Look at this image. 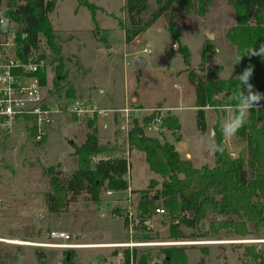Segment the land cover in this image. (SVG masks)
Returning <instances> with one entry per match:
<instances>
[{
  "label": "rangeland",
  "instance_id": "1",
  "mask_svg": "<svg viewBox=\"0 0 264 264\" xmlns=\"http://www.w3.org/2000/svg\"><path fill=\"white\" fill-rule=\"evenodd\" d=\"M53 1L48 19L60 40L59 55L63 59L62 66L66 74L63 79L57 78L58 84L55 86L56 63L48 62L50 52L42 41L37 48L38 53L44 54L46 66L42 93L49 108L57 109L58 112L54 113L46 126L45 138L41 143L35 144L29 129L18 124L0 133V264H63L65 251L69 249L73 252L72 264H115L116 252L125 250L111 247L62 249L32 245L46 241L60 242L49 238L50 231H69L71 234L73 231V235L78 233L83 241L101 244L128 240L149 242L151 244L132 248L137 250L136 257L141 251H148V257L154 263L161 261V248L172 246L184 248L187 264H255L258 260L247 255V248L253 246L255 252L264 256V228L246 237H239L222 227H218L216 233L209 230L212 222L238 220L235 215L221 216L207 210L195 228L180 226L185 235L207 232V236L175 239L168 236L166 212L162 215L151 213L146 218L148 224L142 228H125L121 216L127 210L134 217H139L134 209L138 193L112 191L108 194L103 191L99 194L98 203L89 200L86 194H79L63 212L57 214L47 213L42 200L47 189L45 167L59 163L63 175L71 173L74 158L70 155L71 145L66 141L80 143L86 131L85 122L91 119L76 117L65 110L69 100L77 97L108 109L106 107L113 104H121L126 95L129 97L135 93L141 108L131 105V102L128 107L140 108L131 112L139 119L147 115L144 108L157 101L173 106L175 109L170 113L178 117V131L173 133L163 128L162 135L149 132L150 135L170 143L181 158L189 154L193 167L214 164L208 142L212 136L209 129L215 118L221 119L222 125L232 115L235 105L228 104L231 98H239L241 89L235 95L227 94L230 99L221 96L216 98L222 107H205V124L208 128L206 126L205 132L200 133L195 126L194 86L187 78L182 57L175 46L177 43L186 45L189 66L196 79L203 76L197 68L202 48L207 42L214 51L209 64L222 66L219 77L239 76L243 72L240 60L235 47L226 39V32L235 21L227 0H211V5L202 17L191 15L184 19L181 25L176 26V39L164 25V19L159 17L134 42L127 44L123 41L118 25L119 21H124L123 0H87L94 6L92 13L78 6L76 0ZM0 4L4 7L3 0ZM207 34L212 38L209 39ZM103 35L106 44L95 38ZM144 47L148 49L147 53L140 52ZM136 56L145 63L135 65ZM66 81L73 84L75 94L72 98L64 96ZM92 118L95 119V125L99 119L108 124L106 130L99 129L103 133L97 137L100 145L107 143L116 148L112 156L127 152L124 136L111 124L109 116L105 118L97 115ZM224 140L229 152L238 153L243 147V143L234 136L224 135ZM101 157L96 155L91 161L95 162ZM125 177L133 190L145 188L151 178L159 181L148 170L143 153L133 149L128 153ZM247 226L253 230L250 222H247ZM144 235L150 238H144ZM68 242L76 243L74 238ZM38 254L43 258L38 259Z\"/></svg>",
  "mask_w": 264,
  "mask_h": 264
},
{
  "label": "trees",
  "instance_id": "2",
  "mask_svg": "<svg viewBox=\"0 0 264 264\" xmlns=\"http://www.w3.org/2000/svg\"><path fill=\"white\" fill-rule=\"evenodd\" d=\"M2 0H0L1 3ZM4 15L18 27L21 45L37 50L43 41L50 52L48 62L56 65L54 84L57 78L63 79L66 70L63 69L62 57L59 55L60 40L48 19V14L54 6L53 0H3ZM227 4L234 12V24L226 32V39L235 47V52L244 71L249 65L253 66V76L250 80L256 90L264 93V57L250 56L249 50L259 48L264 43V0H227ZM78 6H83L93 12V4L87 0H76ZM211 0H123L122 12L124 21H119L125 44L132 43L148 26L159 17L164 19V25L171 36L176 39V26L191 15L203 16ZM96 39L106 43L105 36ZM182 57L187 78L194 86V118L195 126L200 133L206 130L205 107H222L217 102L219 96L230 99L227 93L235 95L240 89L237 76L219 77L222 66L210 65L209 59L214 52L209 43H205L201 55L198 71L203 76L196 79V75L188 62L189 52L184 44L176 45ZM40 58L44 54L38 53ZM41 85L45 82V73L39 74ZM64 96L72 98L74 87L66 81ZM239 98H231L228 105H236ZM235 110V109H234ZM234 112V111H233ZM151 114L140 119L133 116L130 128L125 137L127 154L130 150L143 153L144 161L156 179H149L145 188L131 189L130 193H138L135 214L140 218L148 217L155 207H162L166 211L168 220V236L175 239L185 237L207 236V232L200 235H185L180 226L193 229L201 221L205 211L221 216H237L238 220L215 221L209 224L212 233L218 227L227 228L239 237L257 234L264 228V107L252 109L245 124L236 132L234 137L243 147L238 156L232 158L225 146L221 119L215 118L211 124L213 142L222 145V152H213L212 166L201 165L193 167L189 159L181 158L173 146L160 141L144 131L145 124ZM86 131L83 140L72 143L70 155L74 158V169L69 175H63L59 163L45 167L47 189L42 200L45 210L49 214L63 212L65 207L75 200L79 194H86L94 203L100 201L99 194L105 191L118 192L128 188L125 177L127 172V157L121 154L112 156L113 146L98 143L95 119L85 122ZM28 128L33 137V130ZM177 132L179 123L175 117L166 113L161 118L159 129ZM157 130V131H158ZM43 136L35 144L44 140ZM102 155L95 162L92 157ZM156 196V199L153 197ZM156 200V201H155ZM160 200V201H158ZM156 202V203H155ZM126 228V219H123ZM250 222L253 230L249 229ZM143 225L135 226L142 228ZM144 238H150L144 235ZM162 258L159 263L150 261L148 254L141 251L137 255L135 248L131 249V256L135 264H187V257L183 247L161 248ZM125 264H128V251H123ZM247 255L255 264H264V256L255 252V248H247ZM72 250H66L63 264L73 263ZM0 263L2 258L0 256ZM201 264V263H199Z\"/></svg>",
  "mask_w": 264,
  "mask_h": 264
},
{
  "label": "built area",
  "instance_id": "3",
  "mask_svg": "<svg viewBox=\"0 0 264 264\" xmlns=\"http://www.w3.org/2000/svg\"><path fill=\"white\" fill-rule=\"evenodd\" d=\"M7 20L8 24L5 27L0 24V133L9 131L13 125L18 124L23 127H29L33 130L34 141H39L45 136L46 126L51 122L54 113L57 109H50L42 93L44 85H41L39 74L45 73L44 58L38 56L36 49L27 47L25 52H22L23 45L20 44V39L23 34L18 36V27L8 17L4 15V9L0 5V20ZM142 53H147V48H142ZM65 110L74 114L76 117H100L109 116L116 130L121 132L125 137L130 128V121L133 117L132 113L135 108H108L102 109L96 106L95 103L82 99L74 98L69 100L65 105ZM170 110L169 107L155 105L147 109V115L151 114L150 120L145 124L144 131L146 133L156 132L161 124V118L164 112ZM232 158L237 157L238 153L229 152ZM127 152L123 153V157H127ZM104 158V157H103ZM108 194L112 191H105ZM135 209V206H134ZM162 207H155L153 215L165 214ZM121 216V215H120ZM126 219V227L131 230L132 226L146 225L148 220L145 218L134 217L129 210L125 215L121 216ZM147 228V227H146ZM50 239H58L60 242H39L32 243L38 247L45 248H75L88 246L77 243H70V236L64 231H50ZM149 242L137 241H122L111 243H99L93 246L121 248L127 250L128 264H135L131 256V248L137 245H147ZM124 250L116 252L115 264H125ZM152 263V262H151Z\"/></svg>",
  "mask_w": 264,
  "mask_h": 264
},
{
  "label": "clouds",
  "instance_id": "4",
  "mask_svg": "<svg viewBox=\"0 0 264 264\" xmlns=\"http://www.w3.org/2000/svg\"><path fill=\"white\" fill-rule=\"evenodd\" d=\"M0 24L7 27L8 21L0 20ZM250 56L264 57V43H261L259 48L253 47L249 50ZM253 76V66L249 65L245 70L237 76L240 81L241 92L239 102L235 105V110L229 118L222 122V132L225 136L231 137L245 124L246 118L252 109L264 107V93L255 89L250 83ZM209 147L215 152H222L223 147L220 144L213 142L212 137H209Z\"/></svg>",
  "mask_w": 264,
  "mask_h": 264
},
{
  "label": "crops",
  "instance_id": "5",
  "mask_svg": "<svg viewBox=\"0 0 264 264\" xmlns=\"http://www.w3.org/2000/svg\"><path fill=\"white\" fill-rule=\"evenodd\" d=\"M1 5V4H0ZM2 6V5H1ZM50 22V21H49ZM122 31V30H121ZM96 38V37H95ZM106 39V38H105ZM137 39V38H136ZM97 40V39H96ZM98 41V40H97ZM106 44V43H105ZM175 48H176V46H175ZM107 53H108V51H106ZM144 63H145V61H144ZM174 86H175V84H174ZM76 94L78 95V96H80L78 93H77V90H76ZM133 95H130L129 97H128V95H126V97H124L123 98V100H122V103L120 104V103H116V104H113V106H110V107H112V108H123V107H127L129 104H130V102L132 103L131 105H133V106H137V107H140V105L138 104V99H137V96H135V93H132ZM78 98V97H77ZM83 99V98H82ZM87 100V99H86ZM90 101V100H89ZM155 105H159V106H164V107H169L170 108V110H168L167 112H164L163 113V115H165L166 113H169V114H171L170 113V111L172 110V109H175V107H173V106H170V105H165V104H162V103H160L159 101H157L155 104H153V105H150V106H147V107H145L144 109L145 110H147L148 108H151V107H153V106H155ZM110 107H106V108H110ZM102 108V107H101ZM141 108V107H140ZM140 108H135V110L134 111H136V109H140ZM102 109H104V108H102ZM133 116H137L135 113H133L132 114ZM172 115H174L175 116V118L177 119V121H178V117L175 115V114H172ZM143 116V115H142ZM111 121V120H110ZM111 124H112V121H111ZM112 125H114V124H112ZM96 134H97V137H99L100 136V134H102L103 135V133H100V131H99V129L101 128V129H103V130H106V128H108V124L106 123V122H104V120H102V122H100V119L99 120H97V122H96ZM207 126V128H208V125H206ZM113 127V126H112ZM164 129H159L158 131H156V132H153V133H158V134H160V135H162V131H163ZM109 131V133L111 132V128L108 130ZM168 131V130H167ZM170 132V131H169ZM106 133H107V131H106ZM148 134H150V133H148ZM209 134H211V129H209ZM152 136H155V135H152ZM156 137V136H155ZM178 137V136H177ZM125 141V140H124ZM189 158V160H190V155L189 154H186L185 155V158ZM184 158V157H183ZM155 179V178H154ZM129 189H131V187L128 185V188L126 189V190H122V191H118V192H125V194L126 193H128L129 192ZM66 231V230H65ZM69 232V231H68ZM68 232H66V233H68ZM69 234V236H70V240L72 239V238H74V241L77 243V244H83V245H88V247L87 246H81V247H75V248H91V247H94V248H99V247H97V246H93V245H96V244H99V243H101V242H95V241H90V242H87V241H83L82 239H81V237L78 235V233L77 234H75V235H73V231H72V234H71V232H69L68 233ZM103 260L105 261V258H103Z\"/></svg>",
  "mask_w": 264,
  "mask_h": 264
},
{
  "label": "water",
  "instance_id": "6",
  "mask_svg": "<svg viewBox=\"0 0 264 264\" xmlns=\"http://www.w3.org/2000/svg\"><path fill=\"white\" fill-rule=\"evenodd\" d=\"M207 37H208L209 39L212 38V36H211L210 34H207ZM26 48H27V46H26V45H23V47H22V52H23V53L25 52ZM105 49H106V50L108 49V46H107V45H106ZM107 51H108V50H107ZM134 64L137 65V66H140V65L144 64V60H143L141 57L136 56V57L134 58ZM227 94H229V93H227ZM211 134H212V130H211ZM66 142H67L68 145H71V144H72V142H71L70 140H67ZM153 199H156V196H154ZM41 222H42V221H41ZM37 258H38V259H42L43 257H42V255L38 254V255H37Z\"/></svg>",
  "mask_w": 264,
  "mask_h": 264
},
{
  "label": "bare ground",
  "instance_id": "7",
  "mask_svg": "<svg viewBox=\"0 0 264 264\" xmlns=\"http://www.w3.org/2000/svg\"><path fill=\"white\" fill-rule=\"evenodd\" d=\"M31 245V244H30ZM33 245V244H32Z\"/></svg>",
  "mask_w": 264,
  "mask_h": 264
}]
</instances>
